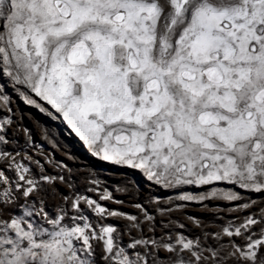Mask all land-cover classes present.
<instances>
[{"label":"snow or ice","instance_id":"snow-or-ice-1","mask_svg":"<svg viewBox=\"0 0 264 264\" xmlns=\"http://www.w3.org/2000/svg\"><path fill=\"white\" fill-rule=\"evenodd\" d=\"M0 71L106 161L167 187L222 182L231 187L210 195L229 201L241 199L235 187L264 195V0H0ZM0 160V264H96L97 247L101 264H264V227L253 231L264 209L214 244L142 227L124 243L79 205L101 220L123 214L77 195L71 214L50 215L28 201L56 178H31L7 151Z\"/></svg>","mask_w":264,"mask_h":264},{"label":"rangeland","instance_id":"rangeland-1","mask_svg":"<svg viewBox=\"0 0 264 264\" xmlns=\"http://www.w3.org/2000/svg\"><path fill=\"white\" fill-rule=\"evenodd\" d=\"M29 100L33 101L29 103ZM9 123L4 125L3 120ZM0 135L7 140V151L17 157V163L28 167L31 178L39 179L43 175L55 177L54 183H44L39 193L33 194L32 204L42 206L50 215L58 208L67 206L72 212V199L86 196L108 211L116 210L122 216H110L101 220L97 214L79 206L95 225L111 226L124 234V243L129 242V234L139 237L141 227L147 238L186 237L193 244L201 246L214 244L217 233L231 224L229 231L235 233L236 227L244 218L259 214L264 209V195L258 191H248L239 187L231 188L241 198L229 201L216 193L227 191L231 186L222 182L212 185L182 184L167 187L147 178L142 169L117 164L103 159L70 128L62 114L51 105L37 97L24 84L15 82L11 76L0 71ZM7 169L6 162L0 160ZM14 175V173H10ZM21 196L20 193H17ZM191 200H183V196ZM65 197L68 200L65 201ZM106 197V199H102ZM249 203L251 207L243 212H233L238 203ZM24 200L21 196L14 210H22ZM139 206V207H137ZM145 213L151 218L145 220ZM136 218L137 228L129 233L131 221ZM257 226L253 229L257 234ZM153 228L154 231H149ZM227 244L229 238L221 236ZM243 242V237L237 239ZM96 264H101L100 248L96 249Z\"/></svg>","mask_w":264,"mask_h":264}]
</instances>
